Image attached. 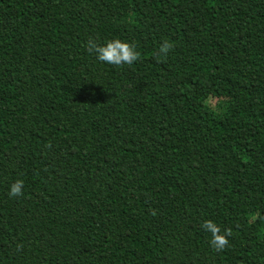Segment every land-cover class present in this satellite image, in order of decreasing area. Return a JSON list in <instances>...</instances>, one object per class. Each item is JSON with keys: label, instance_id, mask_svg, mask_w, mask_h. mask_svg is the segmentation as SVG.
Wrapping results in <instances>:
<instances>
[{"label": "trees", "instance_id": "trees-1", "mask_svg": "<svg viewBox=\"0 0 264 264\" xmlns=\"http://www.w3.org/2000/svg\"><path fill=\"white\" fill-rule=\"evenodd\" d=\"M0 264H264V0H0Z\"/></svg>", "mask_w": 264, "mask_h": 264}, {"label": "clouds", "instance_id": "clouds-1", "mask_svg": "<svg viewBox=\"0 0 264 264\" xmlns=\"http://www.w3.org/2000/svg\"><path fill=\"white\" fill-rule=\"evenodd\" d=\"M173 45L167 41L160 47L159 53L166 54L171 51ZM87 51L89 53H95L96 58L108 65L122 66V65H132L134 62L138 61L140 58L139 52L135 50V47L127 42L121 41L119 39L110 40L105 46H98L95 41L89 40L87 44ZM23 181L17 180L10 188L9 196L17 197L22 195ZM202 227L211 233L210 245L216 251L224 250L229 241L228 236H231V229H226L224 234H220V228L212 221H205Z\"/></svg>", "mask_w": 264, "mask_h": 264}]
</instances>
